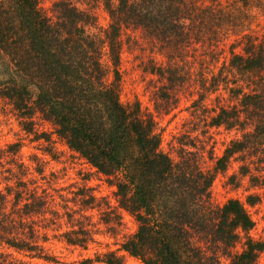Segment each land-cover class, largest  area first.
Listing matches in <instances>:
<instances>
[{"label":"trees","instance_id":"1","mask_svg":"<svg viewBox=\"0 0 264 264\" xmlns=\"http://www.w3.org/2000/svg\"><path fill=\"white\" fill-rule=\"evenodd\" d=\"M101 1L110 21L95 32L87 29L95 16L76 1L55 0L50 15L40 0H0V99L11 101L27 131L33 129L29 119L40 111L71 149L106 176L117 177L119 203L138 222L122 245L131 256L145 264H223V256L230 264H254L264 240L249 236L254 221L245 204L230 198L215 205L210 189L215 173L226 169L234 154L260 152L264 145V35L240 8L264 9V0ZM124 28L154 37L175 58L197 43L216 53L220 42L238 37L221 67L234 73L237 104L217 110L211 125L244 132L217 159L215 171L200 168L195 152L184 147L180 159H173L162 149L154 118L140 103L121 101ZM104 47L111 67L103 61ZM145 69L164 80L158 88L165 109L175 107L178 92L170 91L184 84L178 64L152 61ZM29 167L18 143L0 148V264H34L18 256L22 253L54 261L45 246L48 231L61 223L66 209L69 216L67 204L64 212L52 206L51 181L42 185L34 176L25 178ZM241 167L242 175L250 173L248 164ZM248 199L256 202L255 196ZM84 232L73 226L63 233L67 242L85 244ZM242 232L244 248L233 252ZM100 261L124 264L114 252Z\"/></svg>","mask_w":264,"mask_h":264},{"label":"rangeland","instance_id":"2","mask_svg":"<svg viewBox=\"0 0 264 264\" xmlns=\"http://www.w3.org/2000/svg\"><path fill=\"white\" fill-rule=\"evenodd\" d=\"M54 1L40 0L41 7L50 15ZM73 1L95 16V22L87 26L88 31L97 32L100 27L109 25V14L101 0ZM239 4L237 2L236 6ZM240 8L243 15H249L247 21L252 22V28L263 37L264 9L250 5ZM237 38L233 35L225 42H220L216 53L213 47L197 43L175 58L168 56L169 51L160 48L161 42L154 37L140 29L124 28L119 65L120 99L128 106L140 103L145 114L154 118L162 136V149L173 159H180L184 147L195 152L193 156L200 168L215 171L217 159L224 155L232 140L242 138L244 131L239 127L211 125L217 110L219 112L222 107L237 104L232 89L234 73L228 68L221 70L225 61L228 64L231 44ZM236 50L238 52L240 47ZM103 55V61L111 67L107 47L103 48ZM152 61L163 65L175 61L179 66V75L184 77V82L179 79L184 84L170 91L173 93L176 89L178 93L173 99H178L175 107L169 111L165 109V101L161 99L159 90L164 80L145 69ZM2 73L3 67L0 65V75ZM108 77L112 78L113 75ZM29 120L32 121V131L24 129L23 119L11 101L1 98L0 148L18 143L21 158L30 165L25 178L34 176L42 185L51 181L52 185L49 186L54 188L51 191L55 202L52 206L64 212L62 205L67 204L69 216L66 209L61 223L51 226L48 231L45 246L54 261L31 258L24 253L18 256L34 264H103L100 260L104 254L114 252L123 257L124 264H145L122 249L123 242L137 231L138 222L119 203L115 185L117 177L106 176L80 153L71 149L57 135L53 122L40 111H36ZM243 164L249 165L248 175L241 174ZM210 192L211 201L218 206L224 205L230 198L241 200L254 221L249 236L264 240V145L260 152L234 154L226 169L215 173ZM249 195L256 197L252 205L248 201ZM90 196H94L95 200H91ZM73 226L86 230L83 233L88 237L85 244L66 241L63 232ZM241 236L233 252L243 250L245 233L242 232ZM222 263L230 264L229 257L223 256ZM254 264H264V250Z\"/></svg>","mask_w":264,"mask_h":264}]
</instances>
